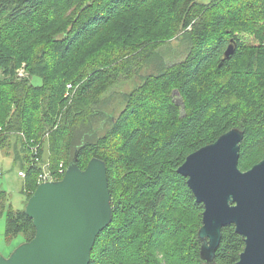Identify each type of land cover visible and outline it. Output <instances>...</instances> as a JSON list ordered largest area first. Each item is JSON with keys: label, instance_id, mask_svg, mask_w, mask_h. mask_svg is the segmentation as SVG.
Listing matches in <instances>:
<instances>
[{"label": "trees", "instance_id": "obj_1", "mask_svg": "<svg viewBox=\"0 0 264 264\" xmlns=\"http://www.w3.org/2000/svg\"><path fill=\"white\" fill-rule=\"evenodd\" d=\"M236 1L0 0V145L23 133L26 202L38 185V174L32 175L43 165L40 135L58 118L49 138L54 167L76 161L84 168L94 156L106 164L112 220L97 235L89 264H204L197 237L203 205L177 168L189 153L234 127L244 132L239 168L247 170L264 158V0H247L233 14ZM134 11H144L143 22L151 18L150 28L171 17L172 34L177 25L184 30L189 51L182 60L168 66L162 62L161 70L148 74L144 84L126 95L119 114L109 115L111 122L99 136L92 102L112 83L130 77L140 57L159 44L157 37L149 43L142 36L131 44L126 34L127 43L114 46L106 57L70 65L65 73L57 70H67L63 65L71 55L117 15ZM245 36L251 38L250 48ZM230 43L234 51L226 57ZM22 60L29 77H16ZM68 80L77 85L74 94L69 90L71 100L63 95ZM151 102L157 105L153 110ZM30 144H40L38 161ZM60 158L65 160L58 162ZM112 227L119 247L110 243L96 249ZM18 233L31 239L32 220L24 209L9 208L5 235ZM243 247L233 225L222 227L214 264H236Z\"/></svg>", "mask_w": 264, "mask_h": 264}, {"label": "water", "instance_id": "obj_2", "mask_svg": "<svg viewBox=\"0 0 264 264\" xmlns=\"http://www.w3.org/2000/svg\"><path fill=\"white\" fill-rule=\"evenodd\" d=\"M233 51L230 43L224 55ZM243 135L231 128L189 153L177 168L203 205L197 237L204 264H214L226 225L244 241L236 264H264V158L247 170L239 168ZM24 211L34 236L8 256L0 255V264H89L97 235L112 220L104 160L94 156L84 168L69 162L60 179L36 186Z\"/></svg>", "mask_w": 264, "mask_h": 264}, {"label": "rangeland", "instance_id": "obj_3", "mask_svg": "<svg viewBox=\"0 0 264 264\" xmlns=\"http://www.w3.org/2000/svg\"><path fill=\"white\" fill-rule=\"evenodd\" d=\"M197 1L201 3H209L212 0ZM245 1L247 0H237L236 2H234L231 12L234 14L237 9L239 11V8L242 7ZM151 3L152 1L146 3V5L142 9L144 10ZM160 10L161 9L150 8V12H158ZM144 18H146V16L144 15V11L124 12L120 15H117L110 23L105 25L104 28L100 30V32L92 40H90L87 44L81 46L77 50V54L73 53L71 55V57L69 58V63L66 62L65 65H63L65 68L67 67V70L64 71L62 67H59V69L57 70V73H65L68 71L70 65L78 66V64H80V66H85L90 62L106 57L109 51L114 46L117 45L119 47H122V44L127 43L128 35L126 34H130L128 38H130L129 42L131 44L137 43L142 36L148 37L149 43L153 42L154 39L152 37H157L156 40H158L157 43L159 44L153 48V53L149 52L147 53V55L140 57L139 63L135 64L134 70H132L130 77L122 78L112 83L103 93H101L97 97V103L92 102L91 107L94 110L96 119V121L95 119L93 120V127L99 136L105 133L106 128L111 122L108 119L109 115H113V117L115 118L119 114L121 109H123L125 106L124 100L126 95L134 90L137 86L144 84V79L148 74H152L158 70H161V66H164L162 65V62L166 66H168L182 60L189 51V42L188 38L184 36V30H181V28H179L177 25L176 32L172 34L171 25L173 19L171 17H169L168 20H163L160 27L155 28H150L151 18H148L146 22H143ZM155 31L157 32L155 33ZM242 34L247 33L243 32ZM244 41L247 47L250 48L251 38L245 36ZM242 62L243 60H240L238 62V65H241ZM15 74L16 77L28 76L29 73L26 71V62L24 60L20 61L19 66L16 67ZM204 80L205 79H203V81ZM31 81L34 84H40L41 82L38 77H32ZM68 82L70 81L68 80L66 83ZM75 87H77V85L74 86V84H72V91L70 90L72 94H74L75 92ZM72 94L66 97L71 100ZM63 95L65 97L66 92H64ZM174 100L176 101L177 105H180V107L183 108L182 99L178 94H174ZM155 105L156 102H151V106L153 107L151 108L152 110L157 107V105ZM58 124L59 118L54 121L51 126L46 127L40 135V138L43 137L44 140L42 165L44 171H47V169H49L50 171H55L57 168L52 165V159L50 157L51 154L49 150V138L52 132L56 130ZM35 129L36 127L32 123L29 128L32 134ZM20 134L23 137V133ZM20 134H18L19 136H11L10 140L5 142L3 146L0 145V170L2 171V173L0 174V202L2 201L0 204V255L3 256H8L14 248L25 241V237L22 233H18L10 238L5 235L6 211L9 208H12L14 210L24 209L26 205L27 193L23 191V182L24 178L26 177V173L24 177L20 176L18 173L19 170L22 169L21 166L23 164V160L25 159V153L22 148L21 140L19 138L21 136ZM261 154H264V151L261 152ZM64 160L65 158H60L58 162ZM39 171L41 170L34 172L32 178L35 177L36 173H40ZM121 217L123 218V214ZM115 234L116 227H112L111 229L103 233L96 243V249H98L102 244L110 243L114 244L113 247L117 246L118 248L119 243L114 240Z\"/></svg>", "mask_w": 264, "mask_h": 264}, {"label": "built area", "instance_id": "obj_4", "mask_svg": "<svg viewBox=\"0 0 264 264\" xmlns=\"http://www.w3.org/2000/svg\"><path fill=\"white\" fill-rule=\"evenodd\" d=\"M71 88H72V84H67L66 95H70L69 90H71ZM39 147H40V144H30L29 145V149L31 151V154L34 156L35 161L39 160V157H38ZM65 170H66V168L64 167L62 162L59 163V165L57 166L55 171H50L49 169H47V171H44L43 166H42V169H41L40 173H38V176H37V184H40L42 182L54 181V180L59 179V176L62 177L64 175ZM1 173H2V171L0 170V174ZM18 173L22 177L25 176V172L23 170H19Z\"/></svg>", "mask_w": 264, "mask_h": 264}]
</instances>
